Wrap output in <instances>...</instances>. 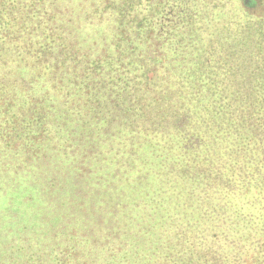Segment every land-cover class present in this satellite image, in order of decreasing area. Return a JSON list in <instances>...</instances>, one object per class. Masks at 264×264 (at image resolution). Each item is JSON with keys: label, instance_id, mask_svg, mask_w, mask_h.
<instances>
[{"label": "trees", "instance_id": "16d2710c", "mask_svg": "<svg viewBox=\"0 0 264 264\" xmlns=\"http://www.w3.org/2000/svg\"><path fill=\"white\" fill-rule=\"evenodd\" d=\"M72 1L0 0V182L40 162L60 220L3 264H264L234 217L264 187V13ZM70 198L90 211L56 212Z\"/></svg>", "mask_w": 264, "mask_h": 264}, {"label": "rangeland", "instance_id": "374dc122", "mask_svg": "<svg viewBox=\"0 0 264 264\" xmlns=\"http://www.w3.org/2000/svg\"><path fill=\"white\" fill-rule=\"evenodd\" d=\"M72 3L76 5L79 4L78 0H73ZM40 169L41 163L39 162L37 164L36 177L35 175L32 176V179L37 178V182L36 180L30 179V177L28 176L27 179L17 180L18 182H14V184L12 182H0L1 258L5 255L4 251L7 249L5 245L10 242V238L12 240L13 237H19V235L22 234V236H27L31 239H41L42 243L48 244L50 242L49 240L53 238L54 234H59L58 232L54 231L45 234L44 231L45 229L54 230V227H51L52 224L59 223L58 221L60 220L57 217L52 216L51 214H46L51 216L43 215L46 212L44 200L42 197V189L49 192L54 187H46L42 180ZM256 196H260V198L257 199ZM262 196H264V187H261L260 192L257 190H250V194L248 192L245 199L246 204L240 207V212H236L234 214V217L238 216V220L242 219V222L247 225L249 224L250 229L248 231L252 233H258V235H260L259 239L264 240V198ZM52 204L56 205V212L58 213H65L67 206L70 209L74 208V206L76 205H78L76 208L79 207L81 208V210L90 211L87 201H78L76 198L68 199L64 206H62L63 203L61 204L59 202H57V204L55 202H52ZM107 209L108 208H105L104 210ZM41 221H44L45 223ZM27 223H31V227L29 229H22L23 231H21L22 225L24 227ZM47 223H49V226L45 225ZM88 224L90 225V223ZM31 228H40L41 231H36ZM14 229H17V231ZM132 256L134 257V255ZM132 260L133 259H131V261ZM0 264H3V260L1 261V259Z\"/></svg>", "mask_w": 264, "mask_h": 264}, {"label": "flooded vegetation", "instance_id": "af4514ba", "mask_svg": "<svg viewBox=\"0 0 264 264\" xmlns=\"http://www.w3.org/2000/svg\"><path fill=\"white\" fill-rule=\"evenodd\" d=\"M250 7L254 11L264 13V0H253Z\"/></svg>", "mask_w": 264, "mask_h": 264}]
</instances>
